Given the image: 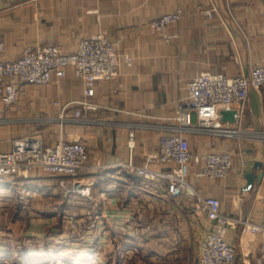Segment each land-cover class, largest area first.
I'll return each instance as SVG.
<instances>
[{"label": "crops", "instance_id": "obj_1", "mask_svg": "<svg viewBox=\"0 0 264 264\" xmlns=\"http://www.w3.org/2000/svg\"><path fill=\"white\" fill-rule=\"evenodd\" d=\"M178 8L183 15L166 42L150 23ZM98 33L119 40L131 63L120 61L114 83L95 82L90 101L100 108L85 112L82 123L58 120L62 106L68 105L71 118V103L83 98L70 68L46 85H22L16 103L0 109V152L33 133L45 144L80 140L88 150L75 180L40 170L0 179V264H198L206 218L190 215L192 200L168 196L164 184L143 192L141 179L123 165L168 170L157 159V142L176 125L187 81L204 71L247 75L264 65V0H0L8 60L29 45L57 44L70 53L82 37ZM234 126L242 132L234 138L186 135L193 155L228 153L233 164L226 179L211 180L197 178L199 166L191 163L187 180L201 197L217 199L234 221L226 240L236 264H260L264 234L249 235L237 221L264 225V88L250 91ZM255 162L262 163L254 170L262 177L243 192ZM65 212L96 218L98 225L81 239L63 238Z\"/></svg>", "mask_w": 264, "mask_h": 264}, {"label": "built area", "instance_id": "obj_2", "mask_svg": "<svg viewBox=\"0 0 264 264\" xmlns=\"http://www.w3.org/2000/svg\"><path fill=\"white\" fill-rule=\"evenodd\" d=\"M182 15L181 9L165 13L155 18L150 26L167 42L168 29ZM118 45L119 40L110 41L98 33L82 37L70 53H64L57 44L29 45L23 48L17 59L8 60L4 57L5 44L0 40V109L16 103L22 85H46L52 76L61 78L65 69L70 68L81 81L83 98L71 103L75 106L71 118L66 116L68 105L62 106L58 120L82 123L85 112L100 108L90 101L95 82L114 83L119 77L120 61L131 63V58L122 54ZM235 59L238 62L237 56ZM261 88H264V65H254L247 75L235 77L208 71L199 73L184 85L176 125L157 142V159L167 165L168 170L160 172L134 165L132 161L123 165L141 179L140 190L143 192H149L154 185L164 184L168 196L190 198L193 211L206 218L209 228L198 244V264H236L234 247L226 240L227 229L234 221L220 211L217 199L203 198L190 186L187 168L191 163L199 166L195 172L197 178L224 180L233 171V164L228 153L193 155L186 135L206 132L225 138L238 136L242 132L234 124L244 114L250 91ZM112 91L116 92V88ZM222 110H234L236 122H222ZM129 137L133 138L132 132ZM87 161L88 150L84 142L59 139L54 144H45L40 133H33L14 138L9 151L0 152V179L10 180L16 175L40 170L75 180L86 168ZM60 222V235L73 240L93 232L98 225V219L86 221L72 212L63 213ZM237 222L249 235L264 234V225L247 220ZM260 264H264V242Z\"/></svg>", "mask_w": 264, "mask_h": 264}, {"label": "water", "instance_id": "obj_3", "mask_svg": "<svg viewBox=\"0 0 264 264\" xmlns=\"http://www.w3.org/2000/svg\"><path fill=\"white\" fill-rule=\"evenodd\" d=\"M221 115V121L222 122H228L230 124H234L236 122L235 120V111L234 110H222L220 112ZM262 167V163L255 162L253 167L251 169H248L245 174L246 184L242 188L243 192H250L255 184L260 181L262 177V173H258L257 175L254 173L255 169H258Z\"/></svg>", "mask_w": 264, "mask_h": 264}, {"label": "rangeland", "instance_id": "obj_4", "mask_svg": "<svg viewBox=\"0 0 264 264\" xmlns=\"http://www.w3.org/2000/svg\"><path fill=\"white\" fill-rule=\"evenodd\" d=\"M178 9H179V8H178ZM176 10H177V9H176ZM174 11H175V10H174ZM171 26H172V25H171ZM171 26H170V27H171ZM37 119H38V121H41L39 117H38ZM1 121H3V120H1ZM1 121H0V122H1ZM184 197H185V196H184ZM189 212H191L190 215H195V216L198 215V214H196V213L193 211L192 204H191V207H190ZM200 217H201V216H200Z\"/></svg>", "mask_w": 264, "mask_h": 264}, {"label": "trees", "instance_id": "obj_5", "mask_svg": "<svg viewBox=\"0 0 264 264\" xmlns=\"http://www.w3.org/2000/svg\"><path fill=\"white\" fill-rule=\"evenodd\" d=\"M245 112V111H244Z\"/></svg>", "mask_w": 264, "mask_h": 264}]
</instances>
